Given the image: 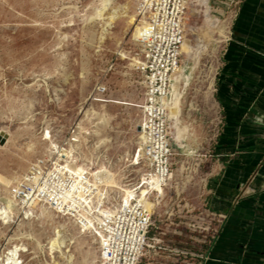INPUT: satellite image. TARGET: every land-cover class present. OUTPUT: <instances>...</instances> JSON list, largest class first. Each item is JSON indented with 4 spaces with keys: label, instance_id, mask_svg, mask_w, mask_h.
<instances>
[{
    "label": "rangeland",
    "instance_id": "obj_1",
    "mask_svg": "<svg viewBox=\"0 0 264 264\" xmlns=\"http://www.w3.org/2000/svg\"><path fill=\"white\" fill-rule=\"evenodd\" d=\"M139 1L111 0L109 9L126 11V18L118 22L113 35L106 42L100 43L102 23L86 22L95 8L100 6V0H0V129L10 133L6 143L0 144V197L5 192L2 184H7L8 189L16 175L25 173L32 163L44 157L46 144L41 141L44 129L51 130L53 138L62 144L74 136L72 127L80 117L84 118L85 113L91 114L92 118L84 124L90 128V132L83 134L88 144L82 147L84 152L81 156L92 152L95 167L108 163L121 173L126 169L124 176L121 175L123 184L139 177L141 167H132L130 162L138 148L141 113L136 107L141 104L143 93L139 85L140 75L132 66L133 61L125 60L122 56L136 58L138 52V45L132 39V27L126 23L130 21V16L137 13ZM194 1L191 0L186 18L188 39L193 46L203 40V45H200L204 48L200 49L197 66L190 58L182 57V66L190 77L182 112L183 124L191 128L185 144L197 139L200 134L213 140L224 134L226 109L223 110L218 81L225 49L232 39L233 19L238 16V4L234 0H209L211 17L218 20V26L209 29L203 13L190 9L194 7ZM220 31L226 36L220 35ZM212 80V100L217 104L216 117L210 115L206 106ZM98 86H104L107 91L105 104L90 100ZM111 100L125 105L106 104ZM104 112L110 116L108 120L103 119ZM101 139H108V142L95 151ZM30 143L37 144L35 150L27 153L24 160L19 159L18 156L24 157L22 151ZM197 149L193 148L190 152L194 167L187 162L188 157L182 156L184 150L176 149L174 181L162 198L154 218L155 227L150 232L151 238L166 236L161 246L165 244L167 248V244H171L173 250L187 253L181 256L183 261L191 259L188 255L190 252L202 251L203 236L207 237V250H211L215 236H219L228 223V218L212 217L209 211H204L210 210L209 206L195 204L203 203L202 192L205 189L197 185L198 177L208 173L205 170L207 163L195 165L194 160L202 153ZM209 149H213V146ZM188 166L192 168L186 170ZM112 195L118 199L114 192ZM184 198H188L190 206L187 208L192 210L189 214L183 208L179 211L176 204ZM173 212L175 217H170ZM203 213L213 226L206 234L202 232L200 220ZM219 219L223 220L221 228ZM29 220L24 221L31 222L30 225L24 224L23 220L9 224L0 220V260L11 246L23 244L28 251L20 253L21 264H69L45 246L53 229L68 221L55 213L44 222L39 217ZM21 224L23 226H18ZM191 224L196 228L190 227ZM215 228H218V233L212 231ZM68 230L76 235L72 224ZM240 230V245L243 247L246 243L248 247L257 228L244 226ZM89 237L76 240L72 246L74 259L71 264H99V245L94 243L92 236ZM163 256L148 252L142 264L156 261V257L161 259L162 264L177 262L172 260L165 263Z\"/></svg>",
    "mask_w": 264,
    "mask_h": 264
},
{
    "label": "crops",
    "instance_id": "obj_2",
    "mask_svg": "<svg viewBox=\"0 0 264 264\" xmlns=\"http://www.w3.org/2000/svg\"><path fill=\"white\" fill-rule=\"evenodd\" d=\"M234 1L238 16L233 20L232 39L225 49L218 81L223 110L226 109L224 134L216 140L200 134L185 144L186 149L174 142L175 150H184L182 156L188 157L191 166V150L202 151L195 165L207 163L208 173L198 177L197 185L205 189L203 203L195 204L209 206L210 210L204 211L226 214L228 223L215 236L211 250L203 244L202 251L196 252L202 258L191 257L189 261H183L171 244L161 246L165 235L152 236L158 242L149 252L164 255L165 263L264 264V0ZM211 146L213 149H209ZM191 166L186 170L194 167ZM187 199H179L178 210L185 204L190 206ZM244 226L257 228L248 247L246 243L240 245V228ZM212 231L218 233V228ZM160 260L156 257L147 264H162Z\"/></svg>",
    "mask_w": 264,
    "mask_h": 264
},
{
    "label": "built area",
    "instance_id": "obj_3",
    "mask_svg": "<svg viewBox=\"0 0 264 264\" xmlns=\"http://www.w3.org/2000/svg\"><path fill=\"white\" fill-rule=\"evenodd\" d=\"M190 3L191 0H141L139 2V14L146 18V24L141 25L137 40L136 71L140 75L139 85L145 102L138 108L143 121L137 148V154H141L140 164L136 167H141L143 173L141 172L133 182L125 184L136 192V196L117 203L110 193L112 196L110 201L106 200L102 205L106 210L104 216L106 222H102L101 225L95 222L96 228L90 226L87 228L100 238V247L106 264H142L149 250L155 249L158 242L156 238L150 237V232L155 227L154 218L160 205L158 201L163 198V193L165 194L172 187L176 156L174 140L169 129L166 102L171 96L173 78L183 64L182 49L188 37L186 18ZM106 92L104 86H98L90 100L94 103H105L107 102L104 99ZM77 128L76 125L72 128V134ZM72 142L73 138L67 139L60 144L63 145L60 150L64 151ZM62 154L65 155L62 152L59 153V155ZM63 157L66 162L71 161L69 157ZM36 161H39L42 167L41 175L43 186L45 185L43 198H45L52 188L57 187L54 181H48L46 174L51 167L54 169L55 162L53 158L46 157ZM66 162L62 161L58 167L64 168ZM83 178L91 181V173L85 171ZM24 183L20 182L11 187V191L17 198H25L27 193L34 191L33 186L25 184L24 187ZM144 190L146 194H143ZM176 197L180 196L176 195ZM149 201L156 204L154 210L148 206ZM187 207L185 204L183 210L186 209L189 214L192 210ZM209 214L212 217L227 218L223 214L218 215L212 212ZM204 215V213L201 215L203 218L200 220L202 232L206 234L212 228V224ZM170 217H175V213H171ZM222 219L218 220L219 223L223 221ZM85 222L87 221L81 220L80 224ZM190 227L196 228V225L191 224ZM179 234L182 235L181 232ZM203 238L205 240L202 243L205 245L207 237L203 236ZM174 252L179 256L187 254L179 250ZM188 255L192 258H202L197 253L190 252Z\"/></svg>",
    "mask_w": 264,
    "mask_h": 264
},
{
    "label": "bare ground",
    "instance_id": "obj_4",
    "mask_svg": "<svg viewBox=\"0 0 264 264\" xmlns=\"http://www.w3.org/2000/svg\"><path fill=\"white\" fill-rule=\"evenodd\" d=\"M208 1L209 0H195L193 2L194 7L190 9L192 11L194 9L195 13H201V14L203 13L202 16H204L205 18L204 22H206L207 28L215 29L218 26V20H215L211 17L210 14L211 7H209ZM110 5H111V0H100V6L95 8L93 15L89 19H86V22L88 23H93L96 21L102 23L101 33H100V41H101L100 43L106 42V40H108V38L111 37V35H113V30L116 28L118 22H121L124 18H126L125 16L126 11L123 12L118 9H109ZM126 24L131 25L132 37H133L132 39L137 44L141 25L146 24V18H144L143 15L139 14L138 7L135 16H130V21H128ZM202 32L204 31L202 30ZM220 32H221L220 35H222L223 34L222 31ZM225 34H223L222 36H224ZM227 34H229V32H227ZM201 42L203 43V40ZM202 43L199 42L196 44V46H193L192 45L193 43L191 44L187 37L185 43L183 44V49H182L183 55H185L186 58L187 57L190 58V61L192 60L196 66L199 61L200 49L203 47L200 45ZM122 56L125 60L128 59L133 61L132 66H134V68L136 69V64L138 62L137 58H129L124 54H122ZM189 82H190V77L186 75V70L184 66L180 67L177 74L173 78V84L171 86V92H170L171 95L170 99L168 102H166V108L168 109V116H169L170 133L173 137L174 142H176L178 146H180L181 148L186 147L185 141L188 139V137L191 134L190 126L183 124L182 122L183 101L185 98L186 90L189 86ZM213 85L214 83L212 80L209 87V93L207 94L206 97V106L209 109L210 115L216 117L217 104L215 101L212 100ZM144 102L145 101L143 98L140 105H144ZM106 104L115 105V106L125 105L123 103H119L112 100ZM140 105H138L136 109H138ZM79 112L81 113V110ZM90 116L91 114L85 113L84 118L83 116L80 117L77 123H75V125L78 126V128L75 131L74 136L72 137L73 142L70 144L68 148H65L64 151L60 150V147H62L63 145L58 144L57 141L53 138V135L51 134L52 133L51 130H47L46 128L42 132L41 141L46 144L44 146L45 151L43 156L48 159L53 158V161L55 162L54 169H52L51 167L46 174L48 176V181L52 180L57 185V187L55 186V188L51 189L52 191H49L50 193L45 198H43V190L45 188V185L43 186V176L41 175L42 167L40 166L39 161H36L34 164L30 162L32 163V165H30L28 170L23 174H20L18 176L16 175L13 178L14 182L11 185V187L12 186L14 187L16 184H19L20 182L24 183L25 181L24 187L25 184L27 186H33L34 187L33 192L27 193L25 195V198L20 199L17 198L15 194L11 191V187L7 189V184H2L5 188L4 189L5 192L3 193V196L0 197V220L3 221L4 224H9L15 221L21 222L22 220L24 224H29V223L31 224V222L25 223V221H30L29 219L32 220L37 217L43 219L44 222L45 220L47 221L52 218V213L64 217L66 219L65 221L68 222L59 224L53 229L52 234L48 236V241L45 246L49 251L51 252L54 251L58 253L60 256L66 259L69 264H71L74 259L72 246L75 245L76 240L80 237L90 238L89 236H92V240L94 241V243H98L99 245V252H100L99 264H106L105 257L103 256L102 249L100 247V243H101L100 238L96 236L94 233H92L91 230L88 231L87 228L89 226L96 228L95 222H98L99 225H101L102 222L104 223L106 222V219L104 218L106 214V210L105 207L102 205H104V202L106 200L110 201L112 197L110 196V193L114 192L118 196V199H116L117 203H119L122 200H128L129 197L136 196L135 194L136 192H134L132 188L127 187L122 182L121 175L124 176V172L126 169L122 170L121 173V171L119 170L116 171V169L112 168L110 165H108V163L101 165L97 164L98 167L97 166L95 167L93 161L95 156L92 152H90V155L87 156L84 155L85 157L81 156V153L84 152V151L82 152V147L84 145L85 147H87L88 144V140L83 136V134L86 135L89 134L90 132V128L84 126L86 121L91 120L92 117ZM102 117L105 120H108L110 118V116L106 112H104ZM142 121L143 118L141 117V121L138 126L139 128L138 144L140 142V136H141L140 127ZM0 135L5 136V143H6V139L8 138V136H10V133L7 130L0 129ZM105 142H108V139H101L100 140L101 144L97 145L96 148H94V150L96 151L97 149H99V146L105 144ZM36 147H37L36 143H30L26 147V149L22 151L24 157L18 156L19 159H23V158L25 159V155L31 151H34ZM61 152L64 153L65 155L63 154L59 155V153ZM74 153L76 154L74 155ZM140 155L141 154L139 155L137 154V148H136L132 156V162H130L131 163L130 166L136 167L138 164H140L139 161ZM63 156H67L71 159V161H68L70 164H67L68 162L64 160L65 157ZM62 161L66 162L65 163L66 166L64 168H62L61 166L58 167ZM85 171L91 173L92 176L91 181L86 178L85 179L83 178V174ZM143 194H146V190H144ZM161 202L162 199H159L158 205L161 204ZM148 206L154 210L156 204H154V202L152 201H149ZM37 213H39L38 216H35V214ZM81 220H86L87 222H85L84 224L82 223L80 224ZM70 224H72V226L74 227L76 231L75 232L76 235H73L71 232H69L68 227ZM18 226L21 227L23 226V224ZM27 251L28 249H26L23 244L13 245L9 249H7L6 253L2 257V260H0V264H21L22 262L19 261V255L21 252H27ZM54 262L56 263V260Z\"/></svg>",
    "mask_w": 264,
    "mask_h": 264
},
{
    "label": "water",
    "instance_id": "obj_5",
    "mask_svg": "<svg viewBox=\"0 0 264 264\" xmlns=\"http://www.w3.org/2000/svg\"><path fill=\"white\" fill-rule=\"evenodd\" d=\"M4 143H5V136L0 135V144H4Z\"/></svg>",
    "mask_w": 264,
    "mask_h": 264
}]
</instances>
